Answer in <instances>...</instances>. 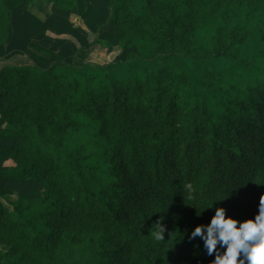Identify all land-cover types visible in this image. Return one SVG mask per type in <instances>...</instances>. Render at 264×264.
Listing matches in <instances>:
<instances>
[{"label":"trees","instance_id":"trees-1","mask_svg":"<svg viewBox=\"0 0 264 264\" xmlns=\"http://www.w3.org/2000/svg\"><path fill=\"white\" fill-rule=\"evenodd\" d=\"M32 1L0 0L29 62L0 68V264H211L194 227L264 194V0Z\"/></svg>","mask_w":264,"mask_h":264},{"label":"clouds","instance_id":"clouds-1","mask_svg":"<svg viewBox=\"0 0 264 264\" xmlns=\"http://www.w3.org/2000/svg\"><path fill=\"white\" fill-rule=\"evenodd\" d=\"M257 207L254 218L243 221L226 216L222 207H216L208 224L194 227L191 238L200 237L207 254L215 253L211 264H264V194ZM163 231V226L158 225L154 239L162 240Z\"/></svg>","mask_w":264,"mask_h":264},{"label":"rangeland","instance_id":"rangeland-1","mask_svg":"<svg viewBox=\"0 0 264 264\" xmlns=\"http://www.w3.org/2000/svg\"><path fill=\"white\" fill-rule=\"evenodd\" d=\"M30 10L36 14L38 17L40 18H44L48 7L46 5V0H33L32 1V5L30 7ZM73 22L75 24H78V21L73 19ZM90 38H92L90 36ZM103 52L99 51L97 46L93 47V50H91V52L89 53V55L87 56V58L91 57V60L93 62L96 63H104V62H108L110 60V57L107 56V58H105L104 56H102ZM86 55V52H80L76 55L75 57V64L76 65H80L82 63V60L84 59ZM29 64V62L22 58V57H14L6 62H0V68L4 67V66H22V65H27ZM6 249L3 246H0V252H4Z\"/></svg>","mask_w":264,"mask_h":264},{"label":"crops","instance_id":"crops-1","mask_svg":"<svg viewBox=\"0 0 264 264\" xmlns=\"http://www.w3.org/2000/svg\"><path fill=\"white\" fill-rule=\"evenodd\" d=\"M6 62V61H5Z\"/></svg>","mask_w":264,"mask_h":264}]
</instances>
